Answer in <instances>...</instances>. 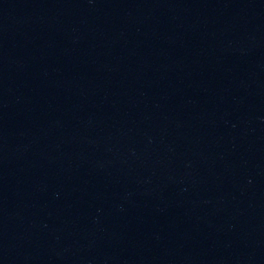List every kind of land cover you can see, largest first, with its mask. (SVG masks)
<instances>
[{
	"label": "water",
	"instance_id": "water-1",
	"mask_svg": "<svg viewBox=\"0 0 264 264\" xmlns=\"http://www.w3.org/2000/svg\"><path fill=\"white\" fill-rule=\"evenodd\" d=\"M0 264H85L1 39Z\"/></svg>",
	"mask_w": 264,
	"mask_h": 264
}]
</instances>
